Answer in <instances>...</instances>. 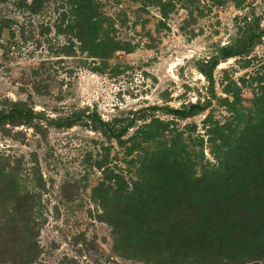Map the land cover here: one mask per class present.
Wrapping results in <instances>:
<instances>
[{
	"label": "rangeland",
	"instance_id": "obj_1",
	"mask_svg": "<svg viewBox=\"0 0 264 264\" xmlns=\"http://www.w3.org/2000/svg\"><path fill=\"white\" fill-rule=\"evenodd\" d=\"M100 1L112 22L103 26L115 40L129 43L130 52L109 57L82 49L61 18L67 0H47L38 12L20 0L0 1V108L19 102L41 114L40 129L0 127V166L15 177L17 194L41 193L40 258L33 264H156L114 251L112 227L99 217L103 208L95 192L109 184V170L136 179L148 143L134 145L136 127L120 142L109 141L85 119L72 127L48 120L97 112L123 121L146 106L205 101L209 85L197 64L238 43L248 27H264V0H166L175 5L167 17L140 1ZM215 82L213 105L203 114L182 119L156 112L169 124L162 141L170 144L180 133L198 175L215 162L207 117L235 121L237 110L254 109L264 88V36L245 54L220 62ZM150 120H140L139 127Z\"/></svg>",
	"mask_w": 264,
	"mask_h": 264
},
{
	"label": "trees",
	"instance_id": "obj_2",
	"mask_svg": "<svg viewBox=\"0 0 264 264\" xmlns=\"http://www.w3.org/2000/svg\"><path fill=\"white\" fill-rule=\"evenodd\" d=\"M20 1L38 12L47 0ZM135 1L160 7L165 17L175 6L166 0ZM67 5L61 18L69 22L67 27L82 49L109 57L118 50L131 51L129 43L115 40L103 26L112 22L102 12L100 0H67ZM263 36L264 27H248L238 43L222 47L217 56L197 64L209 85L210 97L205 101L183 107L146 106L123 121L105 120L97 112L48 120L54 127H72L85 119L109 141L120 142L136 127L131 137L134 145L141 149V142L148 143L136 179L109 170V184L102 183L95 190L103 208L99 217L112 227L118 255L156 264H245L252 260V264H264V88L254 100V109L248 114L237 110L235 121L222 124L207 117L215 162L203 166L200 175L180 133L170 144L162 141L169 124L156 115L162 112L187 119L206 112L213 105L220 62L245 54ZM38 118L40 113L19 102L7 110L0 108V127L40 129ZM148 118L150 122L139 127V121ZM158 138L157 145L149 144ZM203 141L197 143L203 145ZM6 169L0 166V264H33L40 258L38 237L43 221L37 212L41 193L17 194L16 179Z\"/></svg>",
	"mask_w": 264,
	"mask_h": 264
}]
</instances>
